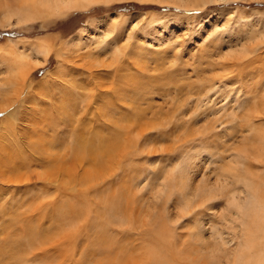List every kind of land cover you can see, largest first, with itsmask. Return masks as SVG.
<instances>
[{"label":"rangeland","instance_id":"obj_1","mask_svg":"<svg viewBox=\"0 0 264 264\" xmlns=\"http://www.w3.org/2000/svg\"><path fill=\"white\" fill-rule=\"evenodd\" d=\"M21 1L0 0V264L264 259V211L226 197L235 174L264 198V0ZM82 121L119 140L70 149Z\"/></svg>","mask_w":264,"mask_h":264},{"label":"bare ground","instance_id":"obj_2","mask_svg":"<svg viewBox=\"0 0 264 264\" xmlns=\"http://www.w3.org/2000/svg\"><path fill=\"white\" fill-rule=\"evenodd\" d=\"M8 2V1H7ZM37 2V1H36ZM34 3V0H22L21 1V3L24 5H26V6H28L29 8H33V9H36V10H38V5H37V3ZM131 60H133L134 61V59H131ZM130 60V61H131ZM44 61H45V59H44ZM122 64V63H121ZM136 64V63H135ZM111 66V65H110ZM120 66V65H119ZM130 70V69H129ZM117 71V70H116ZM127 71V70H126ZM119 72V71H118ZM129 74H131V73H133V71L130 73L129 71H127ZM137 73V72H136ZM129 74L126 76V72L124 71V70H120V72L113 78V81H114V85L115 86H113V89L115 90L116 89V91H120L121 93H120V96L121 97H123L124 99L125 98H127L129 95H130V93L128 92V89L127 90H125V91H122V88L124 87V86H126V85H128L129 84V82H130V87L131 88H133L136 92H137V96H139L138 94H139V92H140V90L141 91H143L142 89V87H144V85L145 84H148L147 82H145V79H144V81H142V80H140V81H142L143 83H144V85L143 86H141L140 85V81L138 80V78L135 80V82H131V80H129L130 78H127L128 76H129ZM131 77V76H130ZM24 80H26V78H24ZM156 80V79H155ZM25 82V81H24ZM151 85H153V84H151ZM146 86H148V85H146ZM150 86V85H149ZM154 86V85H153ZM127 87V86H126ZM129 87V86H128ZM151 88V87H150ZM150 88H147L148 89V91H149V89ZM146 90V89H145ZM144 90V91H145ZM147 91V90H146ZM145 93V92H144ZM143 93V94H144ZM149 93V92H148ZM141 94V93H140ZM151 94V93H150ZM144 96V95H143ZM146 96H149V94L147 95V93L145 94V97ZM139 98H144V97H142V95H141V97L139 96ZM138 98V99H139ZM147 98V97H146ZM94 99H95V97H94ZM98 99V98H97ZM99 100V99H98ZM100 101L102 102V104H107L108 103V99H105V98H103V99H100ZM107 101V102H106ZM114 101V100H113ZM112 102V101H111ZM72 110V109H71ZM126 110V109H125ZM124 110V111H125ZM107 111H108V109H107ZM113 111V110H112ZM142 111V110H141ZM126 112H127V110H126ZM138 112V111H137ZM137 112L135 113V111L133 112L135 115H137ZM15 114V113H14ZM66 114H67V112H66ZM66 114H64V115H66ZM128 114V113H127ZM127 114L126 113H124L123 115H122V113H121V116L118 118V120H119V124L121 125V121H122V119L124 118V116H127ZM13 115V114H12ZM68 115V114H67ZM66 115V116H67ZM70 115H72L71 114V112H70ZM73 116V115H72ZM59 117V116H58ZM84 117V116H83ZM14 118L16 119V117H15V115H14ZM52 118V117H51ZM66 118V117H65ZM70 118H71V116H70ZM82 118V117H81ZM127 118V120L128 121H130V123L132 122H135L136 121V119L135 118H137L136 116H134V117H132V116H127L126 117ZM260 119H261V117H259ZM55 119H56V116H55ZM54 119V121H56ZM68 119V118H67ZM52 120V119H51ZM58 120V119H57ZM82 120V119H81ZM87 120V119H86ZM86 120H84V121H86ZM41 121V120H40ZM54 121H52V122H54ZM51 122V123H52ZM67 122V121H66ZM88 122H90V121H88ZM88 122H81L82 123V125H80V127L79 128H77L76 130H77V132H76V134L74 135V136H71V139L70 140H68V141H66L65 143L68 145V147L70 148V149H72L73 150V148H75V149H78V150H83V151H86V152H92L93 151V149L94 148H99V147H101V146H103L105 143H107L108 142V140H110V138H114L115 140H119V136H117L118 135V133H117V130H116V132H103V129H101L98 125H96V123L94 124L93 122H90V123H88ZM55 123V122H54ZM56 123H57V121H56ZM136 123V122H135ZM78 124H79V122H78ZM66 125V124H65ZM64 125V126H65ZM66 126H68V125H66ZM77 126H79V125H77ZM76 128V127H75ZM108 128V127H107ZM121 129V128H120ZM18 131V130H17ZM72 132V131H71ZM121 132V131H120ZM43 136V135H42ZM48 136V135H47ZM54 138H56V136L54 135L53 136ZM52 138V137H51ZM53 138V139H54ZM58 138V137H57ZM63 140H65V139H63ZM48 141V140H47ZM46 141L45 140H42L41 139V142H40V144L42 145L40 148H38L37 146H38V144H36L35 143V145H37V146H34V143H33V146L32 147H30L29 149L30 150H28L29 152H31V151H36V152H39V151H42V152H44V153H46V154H48V156L47 157H44L45 158V163H51V162H53V161H56L57 159H59L60 160V158L58 157L59 155H60V153H59V151H56L55 152V150L56 149H52L49 145H48V143H52L53 141H49L48 143H45ZM31 146V145H30ZM53 146V145H52ZM21 147H22V145H21ZM63 147H64V145H63ZM26 148V147H25ZM64 150V149H63ZM2 151V150H1ZM26 150L25 149H23V150H21V152L20 153H18L17 152V154H14V156L15 157H17L19 160V163H20V165H22L23 164V162H26L25 161V159H26V153L27 152H25ZM24 152V153H23ZM63 152V151H62ZM61 152V153H62ZM67 152V151H66ZM26 154V155H25ZM257 155V154H256ZM11 157V156H10ZM242 157V156H241ZM29 159V158H28ZM38 160V159H37ZM28 161V160H27ZM39 162V161H38ZM64 162V161H63ZM240 163H242V162H240ZM240 163H239V165H240ZM27 164V163H26ZM47 165V164H46ZM4 166V165H3ZM20 167V166H19ZM236 167V166H235ZM24 168H26V167H24ZM65 169V168H64ZM67 170V169H66ZM69 171V170H68ZM24 172V171H23ZM230 172H232V171H230ZM21 174V173H20ZM228 174V173H227ZM22 175V174H21ZM21 175H19V177L21 176ZM23 176V175H22ZM25 176V175H24ZM24 176H23V178H24ZM229 176V175H228ZM233 176V175H232ZM9 177V176H8ZM75 177V176H74ZM221 177V176H220ZM222 178V177H221ZM224 178V177H223ZM222 178V179H223ZM228 178V177H227ZM227 178H225L226 179V181H227ZM232 178V177H231ZM235 178H236V180L239 178V177H236L235 176V174H234V176H233V178H232V181H234L235 183V186L233 185V183H232V181H231V183L232 184H230L229 183V185L230 186H234L233 187V189L231 190V191H229L230 193H228L229 194V196H226V197H228V201H229V204H232V207L233 208H235V210L236 211H239L240 213H242L243 211L242 210H245V209H247V212L246 213H244V214H246V215H249L250 213H255V214H258V215H260V213L261 212H263L264 211V198L260 195V193H262V192H260V187L259 186H256V185H254V183H252L250 180L249 181H247V180H243V183L241 184V181H239V180H237V181H235ZM220 179V178H219ZM10 181H12L11 179H9ZM2 181V177L0 176V182ZM18 181V180H17ZM228 181H230V179L228 180ZM14 182V181H13ZM15 183V182H14ZM19 183H21V182H19ZM226 183V182H225ZM19 185H21V184H19ZM70 185V184H69ZM226 184H224V183H222L221 184V188L220 187H218L219 188V190L220 191H223V190H225L226 188H229V187H227V186H225ZM228 185V184H227ZM228 185V186H229ZM24 186V185H23ZM224 186H225V189H224ZM21 187V186H20ZM228 190V189H227ZM224 192V191H223ZM260 192V193H259ZM210 193V192H209ZM208 195V194H207ZM91 202V201H90ZM96 210V209H95ZM263 215H264V213H262ZM100 215V214H99ZM253 215V214H252ZM101 216H104L103 218H105V219H107V221L106 222H108L109 223V217H106L105 215H104V213H102L101 214ZM237 216V215H236ZM261 216V215H260ZM253 217H255V216H253ZM256 217H257V215H256ZM256 219H258V218H256ZM259 219H261V218H259ZM249 221V220H248ZM259 221V220H258ZM264 221V220H263ZM110 222H113V220H111V218H110ZM250 222V221H249ZM253 222H254V220H253ZM246 223V222H245ZM256 223V222H255ZM251 224H253L252 226H254V223H251ZM257 224H258V222H257ZM256 224V225H257ZM262 225V224H261ZM105 226V224H103V226L102 227H104ZM252 226H249V224L247 223L246 224V230H247V233H248V235L250 236L249 237V239H248V243H247V249L246 250H248V253H249V250H251L252 248H253V246L254 245H252V242H253V240L257 237V234L255 235L254 233L257 231V229H258V227L257 228H255L256 229V231L255 232H251V229L249 228L248 229V227H252ZM261 227V226H260ZM260 229V228H259ZM259 231V230H258ZM262 231V230H261ZM257 233V232H256ZM261 233V232H260ZM254 235H255V237H254ZM100 236H101V233H100ZM105 236H107V235H105ZM104 237V236H103ZM254 237V238H253ZM112 239V238H111ZM261 239H262V237H261ZM114 240V239H113ZM222 240H224V239H222ZM226 240V239H225ZM232 240V239H231ZM111 242V241H110ZM222 243H224V242H222ZM224 244H226V243H224ZM214 248V247H213ZM24 249V248H23ZM218 249V248H217ZM219 249H220V247H219ZM105 250V249H104ZM225 250V247H223V245H222V251H224ZM22 251V249L20 248V247H18V252H21ZM241 253V252H240ZM231 260V259H230ZM236 260V259H235ZM238 261L240 262V263H244V264H249V262H250V259H247V257H246V254H243L242 253V255H239L238 256ZM232 262V261H231ZM251 264H264V259L261 257V258H258V259H254L253 260V262L251 263Z\"/></svg>","mask_w":264,"mask_h":264},{"label":"snow or ice","instance_id":"obj_3","mask_svg":"<svg viewBox=\"0 0 264 264\" xmlns=\"http://www.w3.org/2000/svg\"><path fill=\"white\" fill-rule=\"evenodd\" d=\"M220 2H223V0H220Z\"/></svg>","mask_w":264,"mask_h":264}]
</instances>
